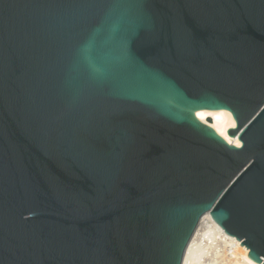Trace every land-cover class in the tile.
I'll return each mask as SVG.
<instances>
[{
  "label": "water",
  "instance_id": "1",
  "mask_svg": "<svg viewBox=\"0 0 264 264\" xmlns=\"http://www.w3.org/2000/svg\"><path fill=\"white\" fill-rule=\"evenodd\" d=\"M205 214L264 264V0H0V264H182Z\"/></svg>",
  "mask_w": 264,
  "mask_h": 264
},
{
  "label": "bare ground",
  "instance_id": "2",
  "mask_svg": "<svg viewBox=\"0 0 264 264\" xmlns=\"http://www.w3.org/2000/svg\"><path fill=\"white\" fill-rule=\"evenodd\" d=\"M197 113L225 142L238 144V138L227 135V130L236 127L229 111ZM240 244L227 235L209 214H205L189 241L182 264H257L247 257L248 250Z\"/></svg>",
  "mask_w": 264,
  "mask_h": 264
}]
</instances>
